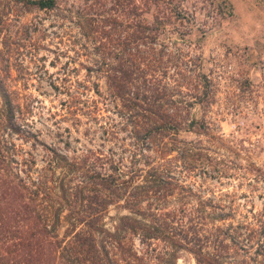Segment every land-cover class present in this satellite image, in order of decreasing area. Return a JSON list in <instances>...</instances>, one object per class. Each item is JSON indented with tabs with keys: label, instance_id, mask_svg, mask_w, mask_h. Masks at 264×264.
Returning a JSON list of instances; mask_svg holds the SVG:
<instances>
[{
	"label": "rangeland",
	"instance_id": "rangeland-1",
	"mask_svg": "<svg viewBox=\"0 0 264 264\" xmlns=\"http://www.w3.org/2000/svg\"><path fill=\"white\" fill-rule=\"evenodd\" d=\"M227 1L229 6L224 0H183L191 10V92L198 68L207 75L210 101L190 109L209 123L207 132L179 133L203 154L191 152V169L183 170L182 179L225 215L206 217L199 260L182 248L172 262L170 240L141 243L134 236L146 264H264V0ZM157 3L56 0L42 8L28 0H0V134L31 151L38 165L49 151L39 141L32 145L35 138L70 157L96 153L128 164L132 125L104 77L86 71L84 64L99 55L83 31L91 24L130 30L151 19ZM5 95L18 133L2 124ZM148 152L158 159L177 155ZM120 210L126 211L110 204L107 214Z\"/></svg>",
	"mask_w": 264,
	"mask_h": 264
},
{
	"label": "trees",
	"instance_id": "trees-1",
	"mask_svg": "<svg viewBox=\"0 0 264 264\" xmlns=\"http://www.w3.org/2000/svg\"><path fill=\"white\" fill-rule=\"evenodd\" d=\"M159 2L151 19L130 30L91 24L83 31L99 55L84 64L86 71L104 77L132 125L128 164L96 153L70 157L35 138L32 145L39 141L49 151L38 165L31 151L0 134V264H146L134 236L141 243L170 240L172 262L182 248L199 260L206 217L225 214L212 210L213 200L182 179L183 170L191 169V152L203 154L179 133L207 132L209 123L199 122L190 109L209 103L208 78L196 68L191 92V10L183 0ZM3 102L2 124L18 133L6 95ZM172 150L177 155L161 159L148 152ZM110 204L126 211L109 215Z\"/></svg>",
	"mask_w": 264,
	"mask_h": 264
}]
</instances>
